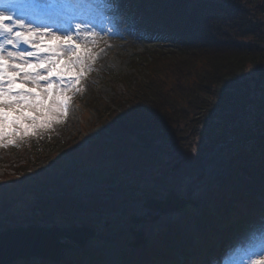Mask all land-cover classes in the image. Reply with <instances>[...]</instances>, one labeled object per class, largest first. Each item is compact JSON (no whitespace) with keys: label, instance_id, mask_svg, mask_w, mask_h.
Listing matches in <instances>:
<instances>
[{"label":"trees","instance_id":"1","mask_svg":"<svg viewBox=\"0 0 264 264\" xmlns=\"http://www.w3.org/2000/svg\"><path fill=\"white\" fill-rule=\"evenodd\" d=\"M138 4L152 8L173 42L136 57L134 69L142 74L117 78L124 95L94 99L104 130L81 150L78 167L67 168L57 157L65 136L56 125L13 147L29 154L0 178V231L29 223L95 226L106 217L129 219L145 198L181 190L185 180L201 174L202 164L213 172L200 207L164 218L140 256L160 262L176 248L190 261L215 239L251 229L255 203L264 197V16H257L264 15V0ZM107 131L119 144L133 141L139 153L104 157L99 150ZM11 148L0 149V156L13 154ZM43 149L51 150L46 164L36 158ZM183 158L181 169L172 172ZM84 183L94 185L88 195L80 194Z\"/></svg>","mask_w":264,"mask_h":264},{"label":"rangeland","instance_id":"2","mask_svg":"<svg viewBox=\"0 0 264 264\" xmlns=\"http://www.w3.org/2000/svg\"><path fill=\"white\" fill-rule=\"evenodd\" d=\"M96 1V0H95ZM105 7L111 5L112 10L107 7L101 9L99 3L96 4L98 10L108 17L107 23L113 26L121 28L125 36L128 34L126 29L129 28L132 32L137 30V36L139 39L125 38V39H113L111 41V48H107L105 44L98 46L92 50V54L97 56V60L91 63L92 71L87 73L81 80L79 88L82 90L79 93H69L72 96L70 107L68 108L67 116L64 118L62 124H58L65 139L61 144L58 145L57 157L63 162L62 164L67 168H75L80 165V153L81 150L88 148L90 143L99 137L103 126L99 120L96 112V104L94 99L96 97L104 98L107 101L116 98L118 95L125 94V86L116 81V78H124L128 76H136L142 74L140 68L135 71L134 62L135 58L146 50L153 49V40L157 36H161L160 29L152 23L150 19L151 9L147 7L141 9L137 6L135 0H99ZM115 14V19L111 20L110 15ZM260 18H263V14H257ZM168 43V42H167ZM100 51H103L99 54ZM139 63V62H138ZM37 91H39L37 89ZM78 102L75 103L76 101ZM30 112V110H25ZM11 131V129H7ZM108 137L103 142H100L101 149L104 157L112 155L114 152L121 151L124 154L136 155L139 153V149L135 143L131 140H126L122 143H117L114 137L107 132ZM26 154L22 152L14 151L13 154H5L3 157L0 156V178L3 176L7 167L11 163L20 162L25 159ZM38 159L41 163L46 164L51 159V150L43 149L37 154ZM224 166L223 164L221 167ZM213 169L206 168L204 171L207 179L210 178V174ZM205 179V178H204ZM200 180V186L196 183H192L193 179H188L183 182V188L176 190L181 196H186L188 192L193 190V197L200 200L203 195V189L205 180ZM80 194L88 195L93 189L92 183H84L80 185ZM162 198V197H160ZM256 211L261 217V222H257L253 227L254 230L245 235L244 241L239 243L244 247L242 252H246V248H251L257 253L264 249V197H259L255 203ZM146 209L143 207L137 208V214L146 215ZM179 213H174L169 216L176 217ZM167 216V217H169ZM165 216H162L158 222L152 223H140L134 225V230L144 231L146 236H154L157 230V224L164 220ZM108 221L106 225L105 222ZM127 217L120 216L119 219L113 217L103 218L100 221H96V229L99 235L95 238L90 239L87 242V246L78 251L90 252L88 256L83 257L81 264H94L93 255L95 251L101 255V261L98 264H129L126 261L127 256L124 253L131 251L127 243L132 240V234L130 228L133 226L131 222H127ZM68 225V224H67ZM59 225V226H67ZM246 240V241H245ZM228 244V241H225ZM143 248L146 247L142 246ZM141 247V248H142ZM142 248V250H144ZM76 253V252H75ZM129 254V253H128ZM215 254H219V251H215ZM214 254V255H215ZM79 258L78 255L72 257V262ZM81 257V256H80ZM236 258V257H235ZM233 258L231 264H239L242 259H246L247 255H240L237 257L239 262L235 263L236 259ZM252 258H256L253 256ZM68 258V262H71ZM200 257H196L192 264L198 262ZM184 257L175 251L174 259L168 260L165 264H184ZM13 264H52L41 262V259H31L29 261L18 260ZM158 264V263H150ZM160 264V263H159Z\"/></svg>","mask_w":264,"mask_h":264},{"label":"snow or ice","instance_id":"3","mask_svg":"<svg viewBox=\"0 0 264 264\" xmlns=\"http://www.w3.org/2000/svg\"><path fill=\"white\" fill-rule=\"evenodd\" d=\"M0 7V149H5L64 122L72 100L68 94L79 93L78 85L92 71L96 57L88 45H95L98 33L78 19L61 25L62 32L34 26L16 15L25 9L12 0ZM43 37L60 43L49 46ZM245 251L239 264H264V249Z\"/></svg>","mask_w":264,"mask_h":264},{"label":"water","instance_id":"4","mask_svg":"<svg viewBox=\"0 0 264 264\" xmlns=\"http://www.w3.org/2000/svg\"><path fill=\"white\" fill-rule=\"evenodd\" d=\"M185 159L178 161L172 168L177 171ZM191 189L186 196H181L175 189L163 198L148 197L142 206L147 215L133 214L130 221L134 224L157 222L165 215L183 212L188 206L199 207L200 201L193 198ZM133 240L130 245L138 248L145 244L144 231L132 230ZM97 236L96 229L86 225L72 224L67 227L58 225L40 226L35 223L27 226L9 227L0 231V264H13L18 260L31 259L59 262L68 249H83L87 242ZM65 239L70 242H66Z\"/></svg>","mask_w":264,"mask_h":264},{"label":"bare ground","instance_id":"5","mask_svg":"<svg viewBox=\"0 0 264 264\" xmlns=\"http://www.w3.org/2000/svg\"><path fill=\"white\" fill-rule=\"evenodd\" d=\"M60 6H61L60 8H62V7H65L66 4L62 3ZM60 8H58L55 11V13H60ZM0 10H3V8H0ZM26 22H31V21H27L26 20ZM31 23H33L34 26H39L40 25L38 22H31ZM48 27H51L54 31H56L57 29H59V30L61 29L57 25H48ZM119 30H120V28L119 29L113 28V29H111V31H109V33H107V30H105V29L101 30L99 32L97 31L98 36L96 38L95 45H88V46L91 48V50L95 49V48H97V45L100 43V39H102V40H105V43H104L105 46L107 48H111L112 47V45H111L112 39H118L120 36H122L120 34ZM62 31L63 30H61V32ZM127 32H128L127 38H132V39H136V40L139 39V37L135 34V32H132L130 29H128ZM123 37H124V35H123ZM46 39L53 41L54 45L60 43V41L51 39L49 37H46ZM84 46L85 45H83L81 48H83ZM102 52L103 51H100L99 54L102 53ZM95 57H96L95 60L94 61H90V63H93V62H95L97 60V56H95ZM70 108H72V107H70Z\"/></svg>","mask_w":264,"mask_h":264}]
</instances>
